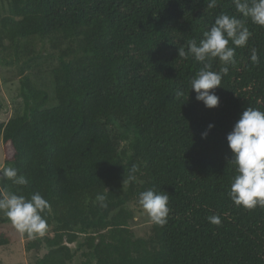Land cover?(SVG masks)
<instances>
[{
  "label": "trees",
  "instance_id": "16d2710c",
  "mask_svg": "<svg viewBox=\"0 0 264 264\" xmlns=\"http://www.w3.org/2000/svg\"><path fill=\"white\" fill-rule=\"evenodd\" d=\"M208 3H0V67L16 69L22 101V112L0 124L1 145L5 165L28 179L19 186L2 174L0 192H39L51 205L41 213L46 234L23 235L26 251L45 250L34 264H72L77 255L78 264H264V207L230 199L236 171L226 140L244 108L264 111V27L233 0ZM221 13L252 35L214 90L219 105L206 108L190 89L203 65L178 49L199 44ZM222 67L212 61V71ZM45 72L54 106L33 82ZM148 189L169 195L170 212L165 225L152 223L148 238H137L130 225ZM97 194L106 195V208ZM8 225L0 213V248L11 244Z\"/></svg>",
  "mask_w": 264,
  "mask_h": 264
},
{
  "label": "clouds",
  "instance_id": "9594fccd",
  "mask_svg": "<svg viewBox=\"0 0 264 264\" xmlns=\"http://www.w3.org/2000/svg\"><path fill=\"white\" fill-rule=\"evenodd\" d=\"M217 0H209L208 7H215ZM236 11L243 17L250 18L253 24L264 27V0H233ZM252 33L245 23L236 16L221 13L205 32L204 38L197 44L195 40L188 42L187 49H178V56L183 59L193 57L203 67L190 81L195 91V99L202 102L206 108L219 105V97L215 89L221 87L223 76L228 74L229 64L235 63V50L245 47ZM232 45V46H230ZM218 59L224 67L212 71V61ZM250 60L258 63L257 50H251ZM182 95V93H181ZM214 127L207 126L201 133L206 138L208 131ZM226 140L232 153L228 162L235 166L236 174L232 178L228 195L233 203L245 209L252 210L257 206L264 207V111L255 108H244L232 131ZM137 171L135 165L130 169L129 180ZM3 177L15 185L24 186L28 179L18 174L15 167H4ZM101 208L107 207L105 194L95 197ZM139 206L144 210L151 222L163 226L167 223L170 212L169 195L166 192H156L148 189L139 194ZM51 210L50 203L39 192L26 198L24 195L0 192V213H3L15 229L31 238L43 237L48 231V223L41 213ZM211 224L219 226L221 219L218 215L208 217Z\"/></svg>",
  "mask_w": 264,
  "mask_h": 264
},
{
  "label": "rangeland",
  "instance_id": "374dc122",
  "mask_svg": "<svg viewBox=\"0 0 264 264\" xmlns=\"http://www.w3.org/2000/svg\"><path fill=\"white\" fill-rule=\"evenodd\" d=\"M6 0H0L1 2ZM48 51L47 46H45ZM33 82L39 89L45 90L51 99L50 106H54L53 87L51 78L48 72H45L34 78ZM22 112V101L19 96V81L14 67H0V124L6 123L11 117ZM7 167L4 162V153L1 145L0 136V175L2 169ZM152 222L144 210L139 206L136 211V216L131 223V230L137 238H148L150 235ZM4 233L11 239V244L7 247L0 248V264H34L41 257L45 250L26 251L25 246L27 241L13 225H8L2 228ZM80 261L77 255L72 264H78Z\"/></svg>",
  "mask_w": 264,
  "mask_h": 264
}]
</instances>
